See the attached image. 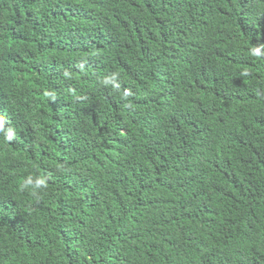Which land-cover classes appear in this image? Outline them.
Instances as JSON below:
<instances>
[{"label": "trees", "instance_id": "16d2710c", "mask_svg": "<svg viewBox=\"0 0 264 264\" xmlns=\"http://www.w3.org/2000/svg\"><path fill=\"white\" fill-rule=\"evenodd\" d=\"M0 264H264V0H0Z\"/></svg>", "mask_w": 264, "mask_h": 264}]
</instances>
